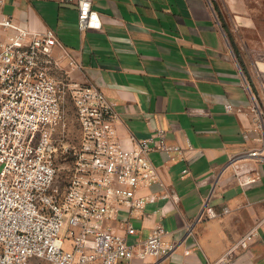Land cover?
Masks as SVG:
<instances>
[{"label":"crops","instance_id":"1","mask_svg":"<svg viewBox=\"0 0 264 264\" xmlns=\"http://www.w3.org/2000/svg\"><path fill=\"white\" fill-rule=\"evenodd\" d=\"M248 1L223 0L224 16L216 0H92L102 26L82 33L75 7L59 0H8L3 9L22 28L54 33L82 66L71 79L97 87L114 105L126 148L131 138L163 131L181 149L150 153L160 182L139 193L157 201L130 219L137 235L127 237L143 241L161 226L174 249L158 262L130 264H264V163L233 161L261 146L239 51H264V5ZM235 172L255 182L241 187ZM204 204L229 213L202 219ZM120 211L124 219L128 210ZM252 229L248 247L231 251ZM114 231L124 235L118 224Z\"/></svg>","mask_w":264,"mask_h":264},{"label":"built area","instance_id":"2","mask_svg":"<svg viewBox=\"0 0 264 264\" xmlns=\"http://www.w3.org/2000/svg\"><path fill=\"white\" fill-rule=\"evenodd\" d=\"M7 1L0 0V264H130L168 257L174 245L164 241L161 226L143 241L129 243L127 237L137 235L130 219L143 218L146 206L157 201L154 194L139 193L160 182L150 153L170 156L181 149L168 145L163 131L141 141L131 138L132 147L126 148L116 134L114 105L97 87L71 79L81 64L51 30L25 29L4 15ZM59 3L75 7L81 33L101 29L92 0ZM68 105L79 143L72 169L62 179L55 162L64 147ZM251 109L261 146L234 162L254 158L264 163V125L253 97ZM235 177L241 187L255 182L236 172ZM121 207L128 210L124 219ZM228 213V207L217 212L204 204L201 218ZM116 224L124 235L114 231ZM253 236L255 229L231 251L246 249ZM67 242L71 251H65Z\"/></svg>","mask_w":264,"mask_h":264},{"label":"rangeland","instance_id":"3","mask_svg":"<svg viewBox=\"0 0 264 264\" xmlns=\"http://www.w3.org/2000/svg\"><path fill=\"white\" fill-rule=\"evenodd\" d=\"M253 5L257 3L248 1ZM218 8L222 10V14L226 16L225 5L223 0H216ZM264 5V2H259ZM261 22L264 20V9L261 12ZM221 16V14H220ZM239 54L244 60L242 69L246 76V79L249 85H252L251 88L254 92L252 97L255 99L259 116L262 118L264 125V71L257 72L258 63H264V51H244L240 48ZM256 67V68H255ZM255 88L253 87V83ZM253 94V93H252ZM66 138L63 143V150L59 152L56 157V166L59 169V177L66 179L72 169L74 147H77L79 143V130L74 118V111L71 105L67 106L66 109ZM65 251H71L69 242L65 246Z\"/></svg>","mask_w":264,"mask_h":264}]
</instances>
